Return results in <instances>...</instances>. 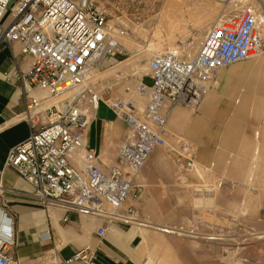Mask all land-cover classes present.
I'll return each instance as SVG.
<instances>
[{"label":"built area","instance_id":"2783aa9c","mask_svg":"<svg viewBox=\"0 0 264 264\" xmlns=\"http://www.w3.org/2000/svg\"><path fill=\"white\" fill-rule=\"evenodd\" d=\"M7 11L13 19L0 31V47L19 43L21 53L30 56L33 64L19 74L27 87L26 119L32 132L11 148L6 165L32 184L34 196L43 206L107 221L147 224L127 201L134 176L156 149L167 145L168 105L195 108L211 90L221 68L264 51L260 11L249 5L214 22L193 56L182 51L154 54L149 61L151 82L141 79L137 86L143 94L140 101L135 97L112 101L104 93L112 91L115 82L106 78L107 83L100 87L94 72L106 58L116 57L124 49L102 3L0 0V19ZM36 88L45 91L46 97L32 94ZM103 101L127 125L117 161L112 163L102 162L86 143L88 127ZM195 155L188 142L174 151L180 174L194 167ZM161 230L168 233L171 228ZM105 233L104 226L97 229L99 237ZM15 245V217L0 183V264H20ZM94 257V250L86 246L68 258H51L52 264H95Z\"/></svg>","mask_w":264,"mask_h":264},{"label":"rangeland","instance_id":"374dc122","mask_svg":"<svg viewBox=\"0 0 264 264\" xmlns=\"http://www.w3.org/2000/svg\"><path fill=\"white\" fill-rule=\"evenodd\" d=\"M98 1L105 6L108 21L117 32L116 40L124 49V53L116 55L117 61H131V66L123 67L120 73L113 70L97 74L98 83L101 87L107 83L106 78L112 79L115 85L111 92L121 98L135 95L143 98L137 86L141 79L151 82L149 61L154 54L178 50L193 56L209 27L224 15L249 5H259L262 10L259 7L258 10L264 15V0H202L204 9L198 16H193V6L186 3L175 9L172 0ZM196 17L200 18L199 27L193 24ZM176 19L184 23V29L170 27L173 40L163 29L157 32L162 22L173 24ZM263 59L264 52L223 70V79L226 74H231L225 80V93H239L225 94L222 90L220 94H211L205 104L219 109V121L225 119L227 126L233 119V112L243 108L240 125L243 145L231 162L229 159L219 166L215 161L212 164V160L201 161L197 146L191 144L197 151V158L186 174L193 176L195 182L184 195L172 197L165 192L163 197L153 198L144 208V215H139L141 220L153 225L146 230L143 264H264V75L258 70ZM101 66L96 70L106 67ZM140 76L142 78L138 79ZM109 94L105 92L104 97L108 98ZM242 97L244 100L240 101ZM168 129L167 145L156 153L164 162L152 169V183L161 175L170 177L177 172L174 151L181 142H190L173 130L171 121ZM257 132L259 135L256 136ZM219 143L217 148L220 149L223 143ZM256 148L259 153L253 164ZM199 164L205 167L202 173H198ZM158 224L169 225L171 231H159Z\"/></svg>","mask_w":264,"mask_h":264},{"label":"crops","instance_id":"0c3cea01","mask_svg":"<svg viewBox=\"0 0 264 264\" xmlns=\"http://www.w3.org/2000/svg\"><path fill=\"white\" fill-rule=\"evenodd\" d=\"M12 19L10 11H7L0 19V31L9 26ZM118 59L117 56L106 58L101 66L103 68L106 66L105 69L96 70L94 77L98 78L99 73L103 75L105 72L113 71V68L125 61H117ZM32 64L33 59L21 53L19 43L14 42L0 47V183L4 187L5 201L15 217L16 257L20 264H52L51 257L65 259L77 250L90 246L95 252V264H143L146 260L143 249L146 230L153 225L145 224L141 228L139 224L107 221L74 211L67 212L57 206L47 208L36 200L32 184L21 177L13 167L6 165V158L11 148L26 140L32 132V125L26 119L27 87L19 79V74L29 70ZM220 70L212 80L211 90L196 106L195 111L182 104L168 105L170 112L166 128L169 135L168 125L171 121L175 132L189 139V144L194 143L197 146L201 161L212 160V164L215 161L219 166H223L228 162L227 160L230 159L231 162L236 156L237 149L243 145L244 135L240 126L243 117L241 104L238 105L241 108L233 112V119L228 126L225 125L227 122L225 119L219 121V109L205 104L211 94L216 95L224 91L225 77L223 79L221 74L225 72ZM115 71L120 73L122 69ZM137 78L140 79L142 76ZM109 93L110 100L115 98L113 92ZM231 93L239 92L225 94ZM32 94L40 98L47 95L38 88L32 90ZM134 97L139 99L136 95ZM243 100L242 97L240 101ZM223 115L227 117L226 114ZM126 129L125 121L103 101L99 104L97 116L88 127L86 143L98 154L102 162H116ZM257 135L259 132L256 133ZM219 142L223 143L220 149L217 148ZM182 143L176 149H180ZM158 150L152 153L146 166L134 176V189L127 206L134 207L138 217L144 215V208L149 206L153 198L163 197L165 192L170 193L172 197L178 194L184 195L196 180L193 176L180 174L177 171L170 177L161 175L156 179L155 184L152 183V169L164 162V159L156 154ZM258 153L259 149L256 148L253 164L258 158ZM196 158L197 151L195 161ZM175 167L174 169H177ZM204 171L205 167L199 164L198 173ZM100 226L106 228L103 237L97 235ZM167 227L170 226L159 225L156 228L160 231L161 228Z\"/></svg>","mask_w":264,"mask_h":264},{"label":"bare ground","instance_id":"6f19581e","mask_svg":"<svg viewBox=\"0 0 264 264\" xmlns=\"http://www.w3.org/2000/svg\"><path fill=\"white\" fill-rule=\"evenodd\" d=\"M173 1V5H174V8L175 9H178L180 6L182 7L183 5H185V3H186V5H191V6H193V8H194V14H193V16L195 15V16H198V13H200V11L202 10V9H204V4L202 3V0H172ZM257 7H259V9L260 10H262V8L258 5ZM180 12H182L181 10L179 11V14H180ZM228 15V14H227ZM227 15H225V16H227ZM189 16H191V14L189 15ZM182 17V16H181ZM180 17V18H181ZM260 18L262 19V21H263V24H264V15H263V11H260ZM178 19V18H177ZM177 19H176V23L174 22L173 24H170V23H168V22H166V23H164V22H162L159 26H158V29H157V32H160L161 31V29H163L164 31H166V33L170 36V39H174V37H172L173 35H172V31L170 30V27H178V28H181L180 30H183L184 28L182 27V25L184 24L183 22H181L180 20L179 21H177ZM183 21V20H182ZM201 22H200V18L199 17H196V19L194 20V22H193V24L195 25V26H197V27H199L201 24H200ZM204 26V25H203ZM156 35H157V33H156ZM201 44H202V42H201ZM201 44H200V46H201ZM200 48V47H199ZM171 49H174V47H171ZM164 51H171V52H179L178 50H163V51H160V52H164ZM264 51H262V52H260V53H258V54H256L254 57H252L251 59H253V58H255V57H257V56H259L260 54H262ZM260 59V58H259ZM247 60H250V59H247ZM258 60V59H257ZM241 62H244V60L243 61H238V62H235V63H233V64H231V65H234V64H237V63H241ZM147 65V64H146ZM231 65H229V66H231ZM125 66H131V61L128 59V60H125V61H123V62H121L119 65H117V67H115V68H113L112 70H116V69H123V67H125ZM145 66V65H144ZM229 66H226V67H224V68H221V70H220V72H222L225 68H227V67H229ZM257 67V66H256ZM144 69V68H143ZM258 70L260 71V73L261 74H263L264 75V59L261 61V63H259V67H258ZM100 74V73H99ZM229 76L231 77V74H226L225 75V80L227 79V78H229ZM131 97V96H130ZM116 98V97H115ZM115 98H113V99H111L112 101L115 99Z\"/></svg>","mask_w":264,"mask_h":264}]
</instances>
